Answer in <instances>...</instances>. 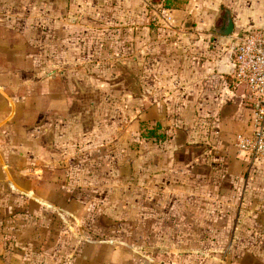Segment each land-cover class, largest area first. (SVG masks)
I'll use <instances>...</instances> for the list:
<instances>
[{"label":"crops","instance_id":"obj_1","mask_svg":"<svg viewBox=\"0 0 264 264\" xmlns=\"http://www.w3.org/2000/svg\"><path fill=\"white\" fill-rule=\"evenodd\" d=\"M126 1L111 23L106 9V33L115 26L120 58L133 63L140 125L164 137L145 142L154 152L150 183L106 185L104 213L80 215L79 185L72 184L79 169H64L62 161L78 137L89 145L97 127L80 133L56 114L51 124V107L40 108L42 134L26 138L22 153L0 154V264H264V158L237 149V136L251 133L253 105L233 76L238 37L264 30V0L154 6L164 23L153 26L144 25L143 0L133 8ZM227 13L233 33L222 36ZM61 22L55 64L72 67L88 45L75 23L68 33ZM62 175L71 177L64 190L75 197L63 198ZM110 192L119 194L111 199Z\"/></svg>","mask_w":264,"mask_h":264},{"label":"rangeland","instance_id":"obj_2","mask_svg":"<svg viewBox=\"0 0 264 264\" xmlns=\"http://www.w3.org/2000/svg\"><path fill=\"white\" fill-rule=\"evenodd\" d=\"M164 1H142L144 25L164 23L161 11L158 12L164 9ZM119 2L0 0V154L22 153L26 138L42 134L40 120L44 112L40 113L39 109L44 106L51 107L45 113L51 124H56V114L57 120L67 126L73 124L80 133L106 124L104 132L93 129L96 137L89 145H85L83 136L78 137L79 146L67 148L62 161L64 169H79L78 175L72 177V184L79 185L76 193L81 203L77 210L89 218L104 213L101 207L106 203V185L148 184L151 178L154 152L152 145L145 144L146 140L141 137L142 130L150 126L140 125L138 121L141 105L140 97L135 95L134 66L120 58L124 49L117 48L119 33L112 32L115 26L109 25L110 31L106 33V9L114 13L111 23L118 19ZM175 2L173 4L179 6L184 1ZM154 6L159 8L157 13ZM126 7L133 8L134 1H126ZM133 20V17L127 19L131 23ZM60 22L68 33L75 23V34L83 37L88 45L84 44L81 49L85 51L84 57L72 67L66 63L64 67L55 64L56 52L60 49H56L53 41L60 33L56 28ZM130 35L133 33H128ZM71 70L75 72L72 77L44 81L60 71ZM49 90L53 92L52 97L45 98V91ZM66 101L67 108L61 111ZM57 108L60 110H55ZM51 124L50 129L54 128ZM51 135L55 136L54 129ZM57 179L62 180L63 198L75 197L71 188L64 190L66 184L70 186L71 177L62 175ZM109 194L112 199L119 193ZM81 221L80 226L84 223L83 219Z\"/></svg>","mask_w":264,"mask_h":264},{"label":"built area","instance_id":"obj_3","mask_svg":"<svg viewBox=\"0 0 264 264\" xmlns=\"http://www.w3.org/2000/svg\"><path fill=\"white\" fill-rule=\"evenodd\" d=\"M234 78L245 85L252 98L251 133L238 135L236 146L244 156L264 158V30L238 37Z\"/></svg>","mask_w":264,"mask_h":264},{"label":"trees","instance_id":"obj_4","mask_svg":"<svg viewBox=\"0 0 264 264\" xmlns=\"http://www.w3.org/2000/svg\"><path fill=\"white\" fill-rule=\"evenodd\" d=\"M164 8L171 9L173 8V1L171 0H165L164 1ZM141 137L146 140V141H151V140H162L164 139L162 134H158L157 129H151L149 127H146L142 130Z\"/></svg>","mask_w":264,"mask_h":264},{"label":"water","instance_id":"obj_5","mask_svg":"<svg viewBox=\"0 0 264 264\" xmlns=\"http://www.w3.org/2000/svg\"><path fill=\"white\" fill-rule=\"evenodd\" d=\"M232 33H233V25H232L230 15L227 13L226 21L224 23L223 29L219 31L217 30V34L222 35V36H230Z\"/></svg>","mask_w":264,"mask_h":264}]
</instances>
